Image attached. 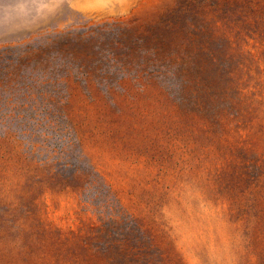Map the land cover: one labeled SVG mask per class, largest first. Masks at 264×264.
<instances>
[{
  "label": "rangeland",
  "instance_id": "374dc122",
  "mask_svg": "<svg viewBox=\"0 0 264 264\" xmlns=\"http://www.w3.org/2000/svg\"><path fill=\"white\" fill-rule=\"evenodd\" d=\"M183 8L192 100L71 80L54 105L0 82V264H264V0H0V54Z\"/></svg>",
  "mask_w": 264,
  "mask_h": 264
},
{
  "label": "trees",
  "instance_id": "16d2710c",
  "mask_svg": "<svg viewBox=\"0 0 264 264\" xmlns=\"http://www.w3.org/2000/svg\"><path fill=\"white\" fill-rule=\"evenodd\" d=\"M178 8L153 26L114 18L73 28L45 49L0 54V82L54 105L71 80L110 89L125 78L159 80L181 99L192 100L196 39ZM196 72V74H195ZM201 75V74H200Z\"/></svg>",
  "mask_w": 264,
  "mask_h": 264
}]
</instances>
